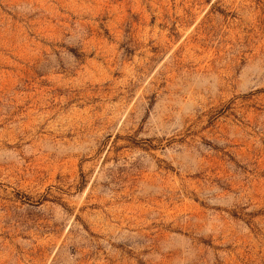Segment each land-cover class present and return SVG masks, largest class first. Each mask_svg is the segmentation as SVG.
Masks as SVG:
<instances>
[{
    "label": "rangeland",
    "instance_id": "obj_1",
    "mask_svg": "<svg viewBox=\"0 0 264 264\" xmlns=\"http://www.w3.org/2000/svg\"><path fill=\"white\" fill-rule=\"evenodd\" d=\"M0 264H264V0H0Z\"/></svg>",
    "mask_w": 264,
    "mask_h": 264
}]
</instances>
